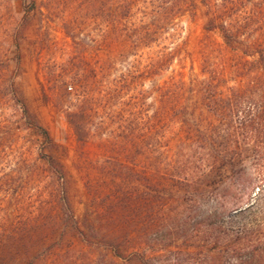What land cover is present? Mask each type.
Returning <instances> with one entry per match:
<instances>
[{
	"label": "trees",
	"instance_id": "16d2710c",
	"mask_svg": "<svg viewBox=\"0 0 264 264\" xmlns=\"http://www.w3.org/2000/svg\"><path fill=\"white\" fill-rule=\"evenodd\" d=\"M7 1L0 0V10L9 13ZM200 4L204 32L217 33L232 56L205 61L198 74L190 68L187 75L167 74L180 47L167 51L153 44L150 59L138 53L154 37H164L173 21L193 15L194 0H21V15L11 24L0 18L13 50L9 57L0 52V264H38L48 255L50 236H31L24 220L10 217L35 182L39 160L64 226L70 222L83 243L107 250L122 264H162V253L175 245L176 264H264V0ZM60 8L70 18L61 20L62 29L79 56L62 64L59 75L48 62L41 66L43 97L48 99L47 89L56 91L59 111L79 143L88 140L94 119L117 130L120 121L125 125V141L109 147L113 155L104 165L111 191L102 200L93 194L110 213L107 223L114 229L107 231L81 228L73 218L64 169L44 153L56 145L15 86L22 32L36 13L50 22ZM90 24L105 28L107 53L114 52L109 58H84L88 44L80 36ZM133 55L138 58H125ZM146 83L148 93L141 89ZM148 95L153 116L145 120ZM138 122L146 129L140 141L133 137ZM23 132L39 145L32 162L15 145ZM163 149L166 160L157 156ZM131 182L138 187L124 188ZM48 217L54 235L57 216ZM137 220L139 230L133 229Z\"/></svg>",
	"mask_w": 264,
	"mask_h": 264
},
{
	"label": "rangeland",
	"instance_id": "374dc122",
	"mask_svg": "<svg viewBox=\"0 0 264 264\" xmlns=\"http://www.w3.org/2000/svg\"><path fill=\"white\" fill-rule=\"evenodd\" d=\"M39 1L41 0H37V2ZM194 1L196 2V9L193 15L184 14L176 21H173L174 26L167 30L164 37L161 39L154 37L148 44L150 48H145L141 53H138L140 55H136L143 59L149 56L148 59L153 58V44L167 47V51H170L171 48L180 47L179 52L177 53L175 50V55L172 57L179 59H174L170 63L167 74L173 71L182 72L184 75L190 73V68H192V74H198L202 63L205 61L211 62L215 60L214 58H231V53L223 49L222 41L217 33L206 34L204 32V8L201 6L200 0ZM7 3L11 12L0 10V18L3 17L5 23L9 21L8 23L11 24L21 15V0H9ZM42 12L44 13L43 10ZM66 14L67 12L63 13L60 8L56 14L52 13L50 22H47L41 13H36L31 18L20 39V72L15 78V86L23 97L30 113L49 132L56 145L52 149H45L44 153L52 156L64 169V189L73 218L81 228L93 226L107 231L111 228V225L107 223L110 213L106 212L105 205L94 199L93 194H99L98 196L102 200V197L104 198L105 194L111 191V176L107 173L105 174L104 165L107 163V158L113 155L109 151V147L112 144L125 141V130L121 129L125 125L120 121V129L118 127L117 130L116 125L108 126V122H105V120H103L105 123L99 126L100 120L94 119L88 140L83 144L79 143L73 135L71 127L59 111L60 105H57V98L54 96L56 91L51 88L47 89L48 99H45L41 87V83H43L41 66L45 62L55 67L54 75H59L62 73L60 66L64 67L62 64L79 56L74 44L75 41L68 37L62 29L61 20L70 19ZM0 28V52L6 51L9 57L13 54V50L10 44L8 45V42H6L8 39L6 38L4 41L3 27ZM106 34V30L101 24H90L85 28L80 38L83 39L85 36V43L88 44L84 51L86 60L92 61L93 58L104 59L112 56L114 52L107 53ZM125 58L138 57L133 55L125 56ZM68 84L73 86L72 83ZM149 87L150 84L146 83L141 89L148 93ZM150 96L148 95L146 100L149 108L147 109L145 120L147 117L153 116V97L150 98ZM191 99L193 100L194 97ZM138 123L139 125H136L133 137H135V140L140 141L143 136H146V129L140 127L142 123ZM26 136L27 133L24 132L19 134L15 145L27 150L28 159L32 162L37 157L39 145L34 141L33 137L30 135ZM145 138V142L149 143L150 137L147 136ZM144 140L141 141V144ZM158 152L160 153V155L157 153L159 159L166 160L168 156L167 150L163 149ZM148 156H153V153H149ZM39 162L38 169L34 173L35 182L27 185L25 196L19 203V209L13 211L10 216L15 221L24 220L26 222V233L31 236L35 234L50 236L44 244V246L49 245V249H47L49 250L48 255L38 264H122L120 260L109 256L107 250L96 245L92 246L83 243L74 233L73 224L70 222L64 226V217L62 214L58 216L56 213V209L59 212L60 207L58 205L53 206L50 203L52 188H50L51 186L48 183L50 181L49 173L42 161L39 160ZM148 174L150 175V173ZM123 186L129 189L138 187V184L136 182H131L128 185L123 183ZM113 189L117 191L118 187ZM51 212H54V215L56 214L57 216L55 224L57 228L54 235L51 234L54 223L48 217V213L51 214ZM129 215L126 214L123 217L125 218L124 221H127V216ZM238 220H241V217ZM32 221L34 222L27 224V222ZM136 222L133 229L139 230L142 226L140 223L142 221L137 220ZM122 223L123 221L120 224L122 225ZM96 231L99 233L97 229ZM148 240L155 242L156 237L149 236ZM178 246L175 245L162 253V264H176L172 259L175 258V247L177 248Z\"/></svg>",
	"mask_w": 264,
	"mask_h": 264
}]
</instances>
